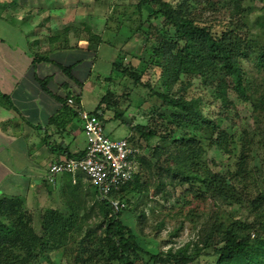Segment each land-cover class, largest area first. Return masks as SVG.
<instances>
[{"label": "trees", "instance_id": "trees-1", "mask_svg": "<svg viewBox=\"0 0 264 264\" xmlns=\"http://www.w3.org/2000/svg\"><path fill=\"white\" fill-rule=\"evenodd\" d=\"M243 2L204 0L205 8L198 9L200 0L175 4L137 0L136 11L148 8V19L161 18L163 26L173 29L169 39L162 36L153 44L151 57L162 68L166 86L165 92L154 93L176 111L167 119L170 130L166 135L158 126L145 124L133 125L131 130L145 142L162 134L167 144L153 147L148 156L138 152L139 172L116 194L125 207L115 216H109L110 205L98 198L97 188L82 182V173H77L75 185L66 174L61 208H30L23 196H1L0 264H36L39 260L53 264L51 253L78 238L90 239L96 232L88 220L94 207L99 211L100 252L107 264H135L140 255L148 256L152 264H191L202 254L216 256V264H264V2L253 20ZM204 11L209 15L204 16ZM119 57L114 70L138 82V75L122 68L123 57ZM193 79H199L204 88H213L224 108L232 104L228 90L236 93L250 105L253 128L240 135L229 133L220 127L219 120L204 113L202 97L188 99L178 94ZM178 82L181 85L175 87ZM116 103L114 93L107 90L92 113L103 121L106 110ZM114 116L121 118V112ZM129 143L138 149L131 138ZM210 148L226 155L223 170L211 168L214 161L206 158ZM162 175L170 177L173 185L187 184L180 199L185 204L175 209L180 212L189 205L186 217L191 223L204 219L200 245L187 242L176 250L154 253L139 244L135 229L125 222L126 214H134L133 209H127V194H147L151 179H158L157 190L163 189ZM87 198L92 205H85ZM208 202L215 206L211 212ZM242 209L248 217L239 219ZM209 248L211 253L206 251ZM89 260L82 264H89Z\"/></svg>", "mask_w": 264, "mask_h": 264}, {"label": "crops", "instance_id": "crops-1", "mask_svg": "<svg viewBox=\"0 0 264 264\" xmlns=\"http://www.w3.org/2000/svg\"><path fill=\"white\" fill-rule=\"evenodd\" d=\"M93 18L61 0H0V197L23 196L30 208L62 207L67 173L54 191L46 173L53 162L84 153L76 111L97 107L98 100L87 107L83 96L99 93L106 80L93 74L97 53L107 49L111 72L120 53L104 29L91 30ZM70 175L75 185L77 174ZM82 182L90 183L85 175Z\"/></svg>", "mask_w": 264, "mask_h": 264}, {"label": "rangeland", "instance_id": "rangeland-1", "mask_svg": "<svg viewBox=\"0 0 264 264\" xmlns=\"http://www.w3.org/2000/svg\"><path fill=\"white\" fill-rule=\"evenodd\" d=\"M71 4L76 8L78 16L93 15L90 25L91 30L104 29L105 38L116 40L120 45V53L117 55L122 58V68L127 67L131 72L138 75L139 81L134 80L129 75H120V72L112 71L108 64V51L103 49L97 53V64L94 65L93 74H101L106 77L101 81L103 86L100 92H95L91 96L86 92L83 94L85 101L90 103L87 107L92 108L99 101L100 97L107 91L111 90L116 97V106L106 110L103 115V129L106 136L111 139L125 138L128 141H134L137 144L139 153L148 156L153 147H162L167 144L166 140L161 137L166 135L170 130L168 125L169 117L176 110L165 106L162 100L154 93H163L166 91L164 84V75L162 68L152 62L153 44L160 42V37L169 39L173 34L170 26H163L161 18L152 17L148 19L149 9L144 8L141 12L136 11L137 0H61ZM178 3L181 0H165ZM198 9L205 8L204 0ZM264 0H244L243 5L250 20H253L260 12ZM64 8V7H62ZM224 11L219 12L223 14ZM209 13L204 11V16ZM81 22H77L80 24ZM102 25V26H100ZM141 29L137 30L138 27ZM120 58V57H119ZM105 59V61H103ZM105 82V84H104ZM181 85L180 82L175 87ZM214 89L211 87L204 88L199 79H193L189 86L182 94L186 98L202 97L206 102L203 107L204 113L214 119L219 120L220 127L229 133L237 135L253 128L250 105L241 101L236 93L231 89L228 90V98L232 102L229 108H224L219 99L214 96ZM121 112V118H115L116 113ZM161 116L165 117L162 118ZM136 124H145L157 127L161 130V135L153 137L149 142H145L131 126ZM178 135L181 131L177 132ZM206 158L211 163V168L215 171L223 170V162L226 155L222 154L216 148L208 149ZM155 160V158H153ZM171 161H174L171 159ZM170 161V162H171ZM164 181L163 189L157 190L158 179H151L149 192L127 194L129 202L127 209H133L134 214H126L125 222L135 229L138 235L139 244L154 253L167 251L172 248L176 250L187 242L200 245L201 223L190 222L186 217L189 205L184 206L180 212L176 207L182 206L180 201L181 195L188 189L187 184L182 186L171 184L170 177L162 175ZM86 206L92 205L90 199H86ZM215 206L208 202L207 210L213 211ZM99 211L94 207L91 217L88 219L89 224L96 228V232L91 235L90 239L80 241L82 238L70 242L67 247L51 253L53 264H82L83 261L90 259L89 264H107L104 255L100 252L99 241L101 239V229L96 227L99 223ZM123 216V215H122ZM248 217L246 210H240L239 219ZM251 219L252 216L249 215ZM199 243V244H198ZM193 244L190 245L192 247ZM211 253L212 249L206 250ZM216 256L201 255L191 264H216ZM36 264H47L39 260ZM84 264V263H83ZM113 264V263H112ZM135 264H152V261L146 255H140L135 260ZM190 264V263H187Z\"/></svg>", "mask_w": 264, "mask_h": 264}, {"label": "built area", "instance_id": "built-area-1", "mask_svg": "<svg viewBox=\"0 0 264 264\" xmlns=\"http://www.w3.org/2000/svg\"><path fill=\"white\" fill-rule=\"evenodd\" d=\"M86 137L84 153L53 162L45 176L51 190L62 174L82 173L97 188L98 198L110 205L109 216H115L125 203L116 194L127 187L139 172L138 149L125 138L111 139L104 133L102 121L86 109L77 110Z\"/></svg>", "mask_w": 264, "mask_h": 264}]
</instances>
